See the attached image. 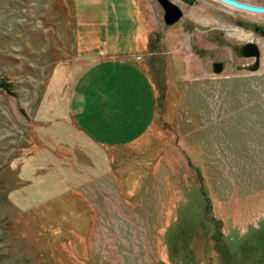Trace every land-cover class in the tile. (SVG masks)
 Returning <instances> with one entry per match:
<instances>
[{"label": "rangeland", "instance_id": "1", "mask_svg": "<svg viewBox=\"0 0 264 264\" xmlns=\"http://www.w3.org/2000/svg\"><path fill=\"white\" fill-rule=\"evenodd\" d=\"M171 1L0 0V264H264V14Z\"/></svg>", "mask_w": 264, "mask_h": 264}, {"label": "water", "instance_id": "2", "mask_svg": "<svg viewBox=\"0 0 264 264\" xmlns=\"http://www.w3.org/2000/svg\"><path fill=\"white\" fill-rule=\"evenodd\" d=\"M164 10V21L167 26H173L177 24L184 16L183 10L171 0H157ZM231 7L256 13L264 14V6H258L251 3H245L237 0H218ZM236 56L240 59H254L255 61L248 65H239L236 67L240 72H258L261 68V49L256 43H248L238 47L236 50ZM225 62H216L213 64V72L217 75L222 74L225 71Z\"/></svg>", "mask_w": 264, "mask_h": 264}, {"label": "trees", "instance_id": "3", "mask_svg": "<svg viewBox=\"0 0 264 264\" xmlns=\"http://www.w3.org/2000/svg\"><path fill=\"white\" fill-rule=\"evenodd\" d=\"M185 1H189V0H185ZM193 1V0H192Z\"/></svg>", "mask_w": 264, "mask_h": 264}]
</instances>
